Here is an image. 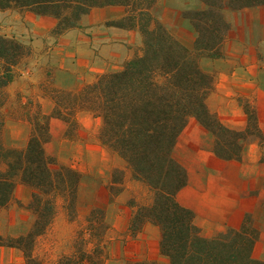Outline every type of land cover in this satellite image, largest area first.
<instances>
[{
    "label": "trees",
    "instance_id": "1",
    "mask_svg": "<svg viewBox=\"0 0 264 264\" xmlns=\"http://www.w3.org/2000/svg\"><path fill=\"white\" fill-rule=\"evenodd\" d=\"M159 0H0V11L31 12L56 19L50 35L59 37L79 27L80 18L94 7L120 6L125 15L107 26L137 30L142 37L140 53L119 70L104 72L76 91L53 88L49 114L39 106L27 119L30 133L23 148H4L1 132L4 89L14 81L15 67L31 49L14 38L0 36V211L12 200L16 183L31 191L28 209L34 215L29 230L15 238L1 237L0 246L22 252L25 264H106L111 240L105 210L93 207L72 239L70 250L45 262L34 255L37 238L52 225L59 203L70 221L77 215L80 174L46 151L51 121L69 129L78 127L77 114L86 112L100 121L98 141L123 164L111 172L107 185L110 202L122 193L125 172L143 183L148 203L129 200L132 216L127 235L135 236L145 222L160 227V253L169 264H264L252 257L258 231L250 215L238 229H228L208 239L200 236L192 211L181 206L177 194L187 182L186 170L173 157L178 136L190 117L214 136V154L222 160H240L244 145L257 139L264 166V135L255 109L243 108V130L223 125L207 108L212 77L200 67L202 58H218L229 25L222 9L263 5L264 0H200L204 8L182 13L196 31L192 49L178 42L152 15ZM126 264H156L130 261Z\"/></svg>",
    "mask_w": 264,
    "mask_h": 264
},
{
    "label": "crops",
    "instance_id": "2",
    "mask_svg": "<svg viewBox=\"0 0 264 264\" xmlns=\"http://www.w3.org/2000/svg\"><path fill=\"white\" fill-rule=\"evenodd\" d=\"M160 1L158 9L156 5L153 7L152 15L172 37L192 49L196 31L182 13L200 10L204 8L203 3L200 0ZM222 14L229 28L220 56L200 60L201 69L212 77L206 98L207 108L226 127L243 130L247 124L243 105L250 104L255 109L264 135V4L242 9H231L225 4ZM124 15L125 9L120 6L94 7L80 18L78 28L53 37L50 35L56 25L53 17L31 12L0 11V36L14 38L22 44L26 40L30 43L31 54L23 60L40 57L47 49V40L56 41L54 55L47 56L45 61L48 66H54L52 75L47 74L45 67H36L34 70L38 77L32 74L28 86L41 88L49 78L54 88L76 91L99 74L119 70L126 61L140 53L142 37L137 30L106 25ZM21 75L25 74L22 72ZM18 79L20 77L15 76L5 89L17 83ZM20 92L18 89L16 94ZM48 101L52 104L50 99ZM11 124L4 130L2 145L4 148H23L28 134L17 143L15 138L22 131L17 133L16 129L28 131L27 122L17 120ZM51 126L64 128L63 123L55 119L51 121ZM214 140V136L195 118L188 119L172 151L174 159L187 174L186 185L177 194V201L192 211L197 233L208 239L228 229L240 228L244 217L250 215L258 231L252 257L264 261V166L260 163L258 140L250 139L244 145L238 161L219 159L213 152ZM132 184L147 191L141 182L132 180ZM24 189L31 194L29 188L24 186ZM133 195L122 193L114 204L108 201L98 204L104 208L112 231L121 234L107 247L106 264H126L130 261L169 264L168 258L160 253L161 230L154 222H145L133 237L124 235L132 216V210L124 203ZM0 253L10 257L20 256V251L15 248ZM0 261L11 263L12 258L1 256Z\"/></svg>",
    "mask_w": 264,
    "mask_h": 264
},
{
    "label": "rangeland",
    "instance_id": "3",
    "mask_svg": "<svg viewBox=\"0 0 264 264\" xmlns=\"http://www.w3.org/2000/svg\"><path fill=\"white\" fill-rule=\"evenodd\" d=\"M160 5L161 1L159 0L156 4V9ZM47 41L49 44H47V49L43 55L41 54L40 57H32L27 60L22 59L19 62L15 67V76L17 78L20 77V79L11 87L4 89L5 104L2 108L4 123L1 132V141L6 126H11V123L17 122V120L27 122L29 115L35 112L38 106L42 113L49 114L52 110L53 104H50L48 101L49 94L54 88L52 87V80L49 78L45 80V83L40 86L41 88L35 85L28 86L32 79V74L33 77H38L34 70L36 67H45L47 74L52 75L54 66H48V62L45 63V61L47 56L54 55V48H56L57 42L54 40ZM24 45L31 48L27 40ZM22 72L25 74L24 76L21 75ZM18 89L21 90L19 95L16 94ZM44 97L45 99H43ZM77 120L78 127L69 129V132H66L68 125L62 121L64 125L63 129L60 126H51V139L46 145V151L49 155L55 157L60 163L72 167L80 174V184L75 220H69L65 211L60 206L61 203H59L57 214L52 225L35 242L34 255L45 262H52L62 253L70 250L73 236L83 226L84 217L91 208L100 207L98 204L106 201L109 204H114L120 197L119 194L110 202L107 185L110 181L112 170L115 168L123 169V164L115 155L99 143L97 135L100 121L86 112L78 113ZM16 131L17 133L22 131L15 138V141L20 143V140L26 137V133L29 136L30 126L28 131L20 128L16 129ZM122 193L126 195L127 193L129 195L134 193L124 203V206L128 208H130V199H134L141 204L150 201L148 189L144 191L140 187L133 185L130 174L127 171L125 172ZM30 199V192L25 190L24 186L17 182L11 202L0 211L1 237L15 238L24 235L29 230L34 221L33 213L27 208ZM108 225L110 228V244L113 240L118 239L121 234H115L110 224ZM127 232L124 235L127 236ZM7 249V247L0 246V251L2 252L7 251ZM1 256L7 259L12 258V262L0 261V264H25L21 251L20 256L14 255L10 257L7 254L0 253Z\"/></svg>",
    "mask_w": 264,
    "mask_h": 264
}]
</instances>
